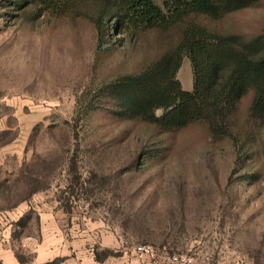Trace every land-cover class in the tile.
Returning <instances> with one entry per match:
<instances>
[{
  "label": "rangeland",
  "instance_id": "374dc122",
  "mask_svg": "<svg viewBox=\"0 0 264 264\" xmlns=\"http://www.w3.org/2000/svg\"><path fill=\"white\" fill-rule=\"evenodd\" d=\"M112 18L90 2L38 15L0 0V219L34 234L31 208L48 202L97 258L148 243L198 264H264V118L249 119L252 91L220 139L202 121L164 131L117 116L107 84L174 47L184 22L118 34ZM192 19L248 40L264 30V0ZM176 76L192 89L186 55Z\"/></svg>",
  "mask_w": 264,
  "mask_h": 264
},
{
  "label": "trees",
  "instance_id": "16d2710c",
  "mask_svg": "<svg viewBox=\"0 0 264 264\" xmlns=\"http://www.w3.org/2000/svg\"><path fill=\"white\" fill-rule=\"evenodd\" d=\"M19 13L29 6L44 13H64L77 3L96 5L100 17H113L118 34L135 29H168L184 22L180 40L137 73L110 81L107 95L115 114L170 131L202 121L212 139L232 136L230 118L240 99L252 91L250 120L264 118V30L243 40L220 33L192 17L216 20L258 0H3ZM101 37V34L99 38ZM183 55L192 68V89L177 79ZM160 109L161 113L156 114ZM49 264H53L52 262Z\"/></svg>",
  "mask_w": 264,
  "mask_h": 264
},
{
  "label": "crops",
  "instance_id": "0c3cea01",
  "mask_svg": "<svg viewBox=\"0 0 264 264\" xmlns=\"http://www.w3.org/2000/svg\"><path fill=\"white\" fill-rule=\"evenodd\" d=\"M31 209L38 216L34 234L13 235L12 223L0 219V264H138L132 249L117 258H97L87 239L77 235L75 223L66 222L59 207L42 202Z\"/></svg>",
  "mask_w": 264,
  "mask_h": 264
},
{
  "label": "built area",
  "instance_id": "2783aa9c",
  "mask_svg": "<svg viewBox=\"0 0 264 264\" xmlns=\"http://www.w3.org/2000/svg\"><path fill=\"white\" fill-rule=\"evenodd\" d=\"M138 264H198L185 252H170L148 243H138L132 247ZM226 264H255L245 258H236Z\"/></svg>",
  "mask_w": 264,
  "mask_h": 264
}]
</instances>
